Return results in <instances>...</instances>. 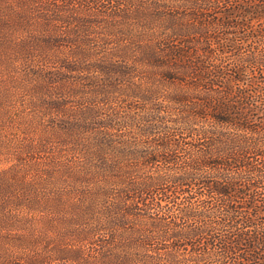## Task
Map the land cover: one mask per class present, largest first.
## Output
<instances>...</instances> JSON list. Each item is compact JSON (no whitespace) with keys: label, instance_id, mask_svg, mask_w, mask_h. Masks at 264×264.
Segmentation results:
<instances>
[{"label":"trees","instance_id":"trees-1","mask_svg":"<svg viewBox=\"0 0 264 264\" xmlns=\"http://www.w3.org/2000/svg\"><path fill=\"white\" fill-rule=\"evenodd\" d=\"M147 1L149 0H0L1 14L6 12V16H9V14L18 13L24 19L30 20L28 15L37 12L36 18L44 21L43 26L46 30L52 29L51 23L58 22L65 25L77 22L79 27L88 25L89 20L79 18L74 14L79 11L68 9L77 3L81 7L84 5L83 10L92 8L87 15L94 14V7L90 5L92 3L103 8L108 5V10L112 7L111 11L121 12V18L128 22H134L138 26L134 29L129 24L114 27L115 32L110 34L117 39L118 45L110 50L96 49L102 45V42L92 39L94 34L80 33L79 31L66 34L44 30L34 35L33 39L40 45L35 49L29 45L27 47L24 41L17 44L19 45L17 52L23 55V61L18 70L13 71V79L9 77L14 85L7 87L12 90V95L9 96H15L13 99L15 108L20 110L27 108L31 113L46 114L47 116L51 114L56 118V120H52V124L56 127L50 128L51 136L47 134L40 146L42 149L49 148L51 141L57 140L58 147L64 149L60 161L58 160V163H63V165L61 169L58 168L54 171L53 179L56 177L62 179L63 182H66L67 188L73 186L72 182V184H68V181L72 179L78 183L77 186L81 184L84 188L86 186L93 187L90 196L94 203L91 201L82 204L78 222L80 228L75 230L76 241L81 244L74 253L79 259V263L76 264H161L162 260L157 256V240L175 239L184 243L191 242L196 236L204 234L210 227L218 224L225 225V231L219 235V238L211 231L207 236L210 243L206 246L220 240L223 244L225 243L220 250L222 253H219L222 258H226L227 253L234 254V256L238 253L237 259L241 264H255V261H259L257 264H264V221L258 217L256 222L245 223L251 220L243 221L241 216L235 215L236 211L232 207L230 210L228 208V202H236L235 197H238V191L235 184L238 183L237 181H224L225 173L221 172L224 171V167H231L233 164L241 162V159H239L240 161L236 159L238 155L232 152L235 146L230 138L225 142L222 131L205 129L198 133L197 137H193V140L197 142L191 145V155L186 157L185 165L189 170L183 172L185 175H170L168 178L155 175L139 179L136 176L139 167L161 160L170 163L169 156H164L163 152L167 154L169 149L171 151L178 146L173 139L182 129L175 128L168 135H163L161 127H158L156 120L152 117L154 115L153 105L150 107V112L146 114L122 115V107L115 100L121 99L120 96H122L126 97L125 101L130 98H138L141 103H146L159 93L157 91L161 90L160 85L173 81L176 83L177 80H181L176 77L177 74L181 76L189 74L190 78L195 79L193 87L196 91L199 92L198 90L201 88L206 91L199 92L201 97L197 96L195 100L201 104V107L210 109L207 116L215 125L250 130L245 123L247 115L240 111L248 108L247 105L246 109H242L246 93H240L237 90L239 92L235 96L230 86L225 85L223 88L219 86L218 82L213 79L214 73L218 71L210 70L206 65V60H201L196 50L192 53L194 49L184 45L190 43L189 41L176 38L185 36V33L179 31H195L204 38L205 31L216 26H221L220 29L236 25L243 26L242 23L233 24L230 18L238 17L247 20L246 22L249 21L248 23L263 20L264 0ZM173 1H177L178 4L174 6L175 9L172 12H168L166 7L170 6L169 3H173ZM59 2L62 3L59 4ZM12 5H14V9L11 8ZM16 5L19 6L18 10H16ZM77 7L75 6V10L81 9ZM199 11L219 14L223 16V19L210 22L206 28L202 27L201 29L180 23L183 16L186 15L189 19L204 21L207 16L199 15ZM63 12H67V16H64ZM13 17L16 19L15 15ZM159 30L175 31L173 36L176 38L172 39L175 45L162 43L161 36L155 34ZM174 37L170 36V38ZM105 40L101 39V41ZM178 42L179 45H177ZM50 49L53 52H50ZM204 52L206 54V50ZM223 53L227 55L232 52L223 50ZM257 56L258 54L254 52L250 54L252 60H255ZM61 68L69 72H86V76L85 78L78 75L69 76ZM211 72L213 73L211 74ZM91 76L95 79L91 81L90 86L89 78ZM115 77H123L128 80V83L115 90L111 79H115ZM70 78H74L77 85L71 81L66 84V80ZM100 78L102 79L100 80ZM236 80L239 81L238 77ZM81 85L85 86V90L91 88L90 93L93 95L90 96L92 103L88 99L89 103L84 109H80L83 104L81 99H86L85 97L90 93L82 96L81 99L78 96L79 99L73 101H68L67 97L69 92L73 94L77 92V89L81 90ZM112 93L116 94L113 96ZM24 100L28 102V106L24 105ZM186 100L188 99L182 101ZM125 101H121V103L123 104ZM76 107L78 113L81 112V116L73 115L72 117L71 109ZM137 110L141 111L140 108ZM22 114L26 115L27 113L24 114L21 111ZM58 114L61 116L60 121ZM196 115H204V111H197ZM71 117L74 119L72 120ZM127 128H135L138 135L146 137L149 142H151L152 136H158L160 133L157 143L159 149L131 151L123 139V134L117 133L118 129L123 131ZM243 141V145L240 147L247 149L248 141ZM252 147L257 150L264 148V145H253ZM50 155L55 159L60 158L57 153ZM77 157L81 158L80 162ZM135 157H141L144 162L129 161L136 159ZM211 157H218L221 160L210 161ZM245 167L248 168L245 171L249 175L241 177L240 181L243 184L252 182L251 185L254 188L261 186L264 188L262 171L255 167L244 165ZM207 168L213 171L220 170V173L216 176H209L211 170H206ZM166 175L164 174V176ZM165 182L174 183L177 188H181L183 185L188 188L187 190L184 188L185 203L179 204L178 215L174 221L198 222L201 225V230L189 227L184 231L175 230L170 233L156 231L158 227H162V224L159 223L160 217L152 214L151 210L172 202L165 197L163 189L160 188ZM12 186L14 183H11L10 188ZM190 186H193L194 189L191 190ZM200 187L209 189L211 196L218 195L216 197H220V199L226 197L225 200L223 198L222 202H219L222 204L219 206L220 208L216 209L222 214L219 220L209 221L212 213L204 210V205L197 207L192 204L193 197L188 194H201L198 193L201 191H197ZM72 189L77 190V187H72ZM15 193L16 191L12 194V199L22 202L23 200L18 198L20 194ZM243 195L246 194L243 193ZM252 206L249 204L246 207L252 209ZM146 225L150 227V231H148V227L146 232L143 230ZM98 235H102V237L96 238ZM87 244L92 248V253L89 256H82L81 251ZM153 244L156 245L153 246ZM178 245L174 244L175 250L178 249L176 248ZM175 252L169 251L168 264H185L186 260L179 258ZM193 252L195 253L196 250L193 249ZM202 252L195 255V264H200L205 260L200 257ZM29 257L4 252L0 247V264H20L19 262L23 264H59L61 262V257H58V260L52 257L28 259Z\"/></svg>","mask_w":264,"mask_h":264},{"label":"rangeland","instance_id":"rangeland-1","mask_svg":"<svg viewBox=\"0 0 264 264\" xmlns=\"http://www.w3.org/2000/svg\"><path fill=\"white\" fill-rule=\"evenodd\" d=\"M150 1L152 0L147 2ZM160 1L164 2L166 0ZM61 3L59 2V4ZM176 4H178L177 1L170 2V6L166 7L168 12H172ZM74 5L81 9L75 10V6L68 9L70 11H79L74 14L79 18L89 20L90 23L88 25L79 27L77 22L70 25L58 22L51 23L52 29L46 30L45 26H43L44 21L36 18L37 12L28 15L31 18L30 20L24 19L18 13H12L9 16H6V12L0 13V247L4 252L30 256L28 259L52 257L58 260V257H61L59 264L79 263V259H77L74 253L81 244L79 241H76L75 230L80 228L78 222L80 209L83 207L82 204L86 202L90 203L91 201L94 203L90 196L93 187L86 186L84 188L81 184L77 186L78 183L72 179L68 181V184L73 183L72 187H77V190H73L72 187L67 188L66 182H63L62 179L58 177L53 179L55 176L54 171L58 168L61 169L63 165V163L58 162L64 149L58 147L57 140H52L49 148L42 149L40 146L47 134L51 136L49 132L50 128L56 127V125L52 124V120H56V118L51 114L47 116L46 114L31 113L27 108L21 110L15 108V102H13L15 96H9L12 95V90H9L7 87L14 85V82L9 77L13 79V71H17L23 61V55L17 52V47H19L17 44L24 41L27 47L29 45V47L35 49L36 46L39 47L40 45L33 39L34 35L44 30L53 33L64 32L66 34L68 32L72 34L75 31H79L80 33L89 32L92 35L94 34V37L91 38L102 42V45L96 49L102 50L105 48L110 50L118 45L117 39L110 34L115 32L114 27L123 26L124 24L131 25L132 29L138 27L134 22H128V20L121 18V12L115 13L113 12L114 10L111 11L113 9L111 6V9L108 10V5L103 8L101 6L98 7L96 3H92L90 5L94 7V14L87 15L92 9L91 7V9L83 10L82 7L84 5L82 7L78 3ZM18 8L19 6L16 5V10ZM199 13V15H205L207 18L204 21L201 19L195 20L189 19L186 15L183 16L180 23H186V26L201 29L202 27L206 28L210 22L223 19V16L212 12L199 11ZM63 14L67 16V12H63ZM13 15H15L16 19H14ZM230 21L233 24L242 23L243 26L236 25L221 29V26H216L211 28L212 30L209 28V31H205L204 38L200 37V34L195 31H179L180 33H185L184 37L177 36L179 38L173 36L175 31L159 30L155 34L161 36V42L165 43V45H175V42L172 41L175 38L177 40H182L183 38L184 41H189L190 43H185L184 45L193 48L192 53L196 50L200 59L206 60V65L210 70L218 71L214 73L213 79L218 82L219 86L222 88L225 85L230 86L235 96L239 91L240 93H246V95L243 94L245 96L242 109H246L247 105L248 108L240 111L247 115V122L245 123L250 130L245 128L218 127L215 125L207 116L210 113V109L201 107V104L195 100L197 96L201 97L199 92L204 91V89L201 88L197 92L193 87L195 79L190 78L189 74L187 76L177 74L176 77L181 78V80H177L176 83L173 81L160 85L161 90L157 91L159 93L154 98L151 97L146 103H141L138 98H130L125 101L126 97L122 96H120L121 99L115 100L122 107V115L139 116L142 113L146 114L150 112V107L153 105L154 115L152 117L156 120L158 127H161L163 135H168L175 128L182 129H179L180 133L174 136L173 139L178 146L171 149V151L169 149L167 154L163 152L164 156H169L170 163L161 160L154 164L139 167L136 175L139 179L155 175H162L167 178L170 175H185L183 172L189 170L185 165L186 157L187 155H191V145L197 142L193 140V137H197V134L205 129L222 131L225 142L230 138V141L235 146L232 152L238 155L236 159H241V162L239 164L235 163L231 167H224V171L221 172L225 173L224 181H237L238 183L235 184L238 197H235V203L228 202V208L230 210L232 207L236 211L235 215L241 216L243 221H246V219L251 220L245 222L250 224L256 222V218L258 217L264 221V188L262 186L254 188L251 185L252 182L243 184L240 181L241 177L249 175L245 171L248 168H244V165L260 169L263 173L262 175H264V148L255 150L252 147L253 145H264V19L248 23L249 21L246 22L247 20L235 17L230 18ZM170 36L174 38H170ZM102 38L106 40L101 41ZM177 45H179V42ZM223 50H228L232 53L224 55ZM50 52H53V50L50 49ZM252 52L258 54L255 60H252V57L250 58ZM61 70L69 76L78 75L81 78H85L86 76V72H69L62 68ZM92 75L95 74L92 73ZM237 77L239 81L236 80ZM93 79H95L93 76L89 78L90 86ZM111 79L115 90L128 83V80L123 77ZM70 81L77 85V81L74 78L66 80L65 83L68 84ZM80 81L83 80L80 79ZM84 87L81 85V90L77 89V92L72 90L73 94L69 92L67 95L68 101L81 99L82 96L88 95L91 92V88L85 90ZM93 87L96 86L93 85ZM115 94L112 93L113 96ZM90 96H93L92 93L85 97L86 99H81L83 104L80 109H84L89 102L92 103ZM88 99L89 102H87ZM183 99L190 101H182ZM121 101L125 102L122 104ZM27 103L25 102L24 105L26 106ZM147 106L149 107L146 108ZM137 108H140L141 111L137 110ZM71 110L72 117L73 115H76V117L77 115L81 116V112L79 111L78 113L77 107ZM21 111L27 114L21 115ZM197 111H204V115L197 116ZM58 120H61L60 114H58ZM167 131L168 133H166ZM119 132L123 134V139L131 151H144L146 149L153 151L159 149L157 143L159 142L160 133L158 136H152L153 138L149 142L146 137L139 136L135 128H127L123 131L118 129L117 133ZM243 140L248 141L246 143L248 145L247 149L240 147L243 145ZM55 153L59 154L60 158L55 159L50 155ZM77 160L80 162L81 158L77 157ZM209 160L216 161L221 159L211 157ZM129 161L142 163L144 159L140 157ZM206 170H211L209 176H216L220 173V170L213 171L208 168ZM164 174L167 175L164 176ZM128 181H131V179H128ZM191 182L193 181L191 180ZM11 183H14V186L10 188ZM185 187L186 185L177 188V185L171 182L162 183L160 186L163 189L165 197L172 202L166 205L163 204L161 208L151 210L152 214L160 217L159 223L162 224V227L157 228L156 231L158 233L162 231L165 233L175 230L184 231L189 227L197 230L202 229L198 222L174 221L178 215L179 204L185 203V192L183 191L188 189ZM190 189L193 190V186H190ZM232 189L234 188L232 187ZM15 191V194H20L18 198L22 199V202H16L12 199V194ZM197 191H201L198 192L201 194H188V196L193 197L191 199L192 204L197 207L204 205L203 209L212 213L211 220L209 221L219 220L222 214L220 211H216V209L220 208L219 206L222 204H219V202H222L223 198L225 200L226 197L220 199V197H216L218 195L211 196L209 189L205 187H200ZM243 193L246 195H243ZM248 202L253 205L252 209L246 207L249 205L247 204ZM147 227L148 231L151 230L146 225L143 228L145 232ZM225 229V225L218 224L210 227L204 234L196 236L191 242H185L187 244L180 240L169 239L168 241L157 240V245L153 244V246L156 245L158 248L157 256L162 260L161 264H168L169 251H176L175 254L179 258L186 260L185 264H195V255L202 251L200 257L205 260L201 261L200 264H241L237 259L238 253L235 256L234 254L227 253L226 258L219 256L222 253L220 250L225 244L220 242V240L206 246V244L210 243V239L207 236L211 231L219 238V235ZM103 232L105 234V231ZM101 237L102 235H98L96 238L100 239ZM174 244H179L176 247L178 249H174ZM193 249L196 250L195 253ZM90 253H92V248L87 244L84 246L81 254L82 256H89ZM19 263L23 264L22 262ZM257 263L259 261H255V264Z\"/></svg>","mask_w":264,"mask_h":264}]
</instances>
